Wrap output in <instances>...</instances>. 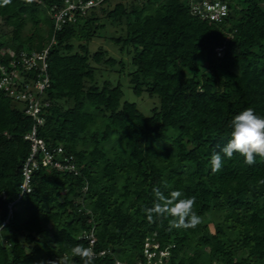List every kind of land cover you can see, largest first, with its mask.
<instances>
[{"label": "trees", "instance_id": "16d2710c", "mask_svg": "<svg viewBox=\"0 0 264 264\" xmlns=\"http://www.w3.org/2000/svg\"><path fill=\"white\" fill-rule=\"evenodd\" d=\"M223 1L227 15L213 22L191 15L188 0H102L55 29L48 8L63 0H0L6 58L52 40L40 133L80 166L79 175L38 167L18 197L31 119L0 93V264H83L71 248L89 247L84 230L94 252L105 250L93 264L144 260L147 234L158 249L171 245L168 264H264V156L248 165L221 152L234 115L264 116V0ZM100 15L121 31L114 43L130 54L133 93L158 97L150 115L121 101L119 83L95 82L96 69L124 65L101 47L89 51ZM156 188L194 198L200 222L149 219Z\"/></svg>", "mask_w": 264, "mask_h": 264}, {"label": "built area", "instance_id": "2783aa9c", "mask_svg": "<svg viewBox=\"0 0 264 264\" xmlns=\"http://www.w3.org/2000/svg\"><path fill=\"white\" fill-rule=\"evenodd\" d=\"M40 2V0H37ZM102 0H63L61 6L55 4L48 8V14L55 29H61L67 22H73L78 15H84L91 8L98 6ZM191 15L213 22H221L228 12V5L223 0H188ZM52 40L40 50H21L14 57H5V50L0 49V93L11 99L18 109L31 119L29 129L23 139L29 143V154L22 166L20 192L31 190V171L38 167H48L72 175L80 174L78 160L72 153L65 151L62 145H49L40 133L44 123V113L49 101L44 92L50 84L48 75V52ZM218 51L221 48H217ZM10 206V205H9ZM10 212V209H9ZM79 238L88 241L89 248L95 243L94 233L82 231ZM158 249L154 237L147 234L143 240L144 260L133 264H168L169 247ZM93 250V249H92ZM94 256L105 254V250L94 252ZM57 262V259L54 260ZM114 264H130L116 259Z\"/></svg>", "mask_w": 264, "mask_h": 264}, {"label": "clouds", "instance_id": "9594fccd", "mask_svg": "<svg viewBox=\"0 0 264 264\" xmlns=\"http://www.w3.org/2000/svg\"><path fill=\"white\" fill-rule=\"evenodd\" d=\"M230 129L229 139L221 149L224 156L231 158L234 153L239 154L248 165L255 162V155L264 156V116L257 115L252 108H245L232 117ZM210 165L212 171L221 168L220 153L212 155ZM153 193L158 202L147 210L149 219L153 212L167 213L173 218L169 222L173 228L195 227L200 222V217L193 211L194 198H180V191H172L165 196L158 188L153 189ZM71 253L80 257L83 264H93L94 253L91 248L75 245L71 248Z\"/></svg>", "mask_w": 264, "mask_h": 264}, {"label": "rangeland", "instance_id": "374dc122", "mask_svg": "<svg viewBox=\"0 0 264 264\" xmlns=\"http://www.w3.org/2000/svg\"><path fill=\"white\" fill-rule=\"evenodd\" d=\"M100 21L103 23V26L95 31V35L89 42V51L93 52L101 47L107 51L109 56L117 60H122L124 65L121 68V65L117 63L113 67L96 69L95 82L98 86H101L105 80L110 81L112 84L119 83L122 89L121 101L134 102L139 111L144 115H150L152 109L158 107V97L156 95L149 97L146 93L137 96L133 93L127 77V71L130 69V54L126 48L121 51L119 46L114 43V38L120 35L121 31L117 26L106 21L101 15ZM26 30H30L29 26L26 27ZM219 53L220 51H218V55ZM113 144H115V141L112 137L105 143V146L109 148Z\"/></svg>", "mask_w": 264, "mask_h": 264}]
</instances>
